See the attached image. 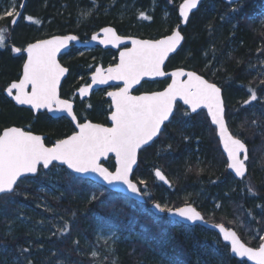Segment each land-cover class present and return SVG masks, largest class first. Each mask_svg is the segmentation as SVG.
<instances>
[{"label": "trees", "instance_id": "16d2710c", "mask_svg": "<svg viewBox=\"0 0 264 264\" xmlns=\"http://www.w3.org/2000/svg\"><path fill=\"white\" fill-rule=\"evenodd\" d=\"M20 1L21 4L24 1L21 15L27 13L40 22H31L30 26L16 30L12 40V45L16 46L20 42H32L41 31L48 37L72 34L82 39L105 26H112L124 36H163L179 24L176 6L171 3L183 0H169L167 5L164 0H156L157 4L150 14L148 10L152 0H117L112 6L106 4L107 11L94 10L87 20L79 24L76 22L79 9L74 7L73 0ZM257 4L258 1L245 0L228 6L222 0H201L196 11L189 15L185 27L180 29L184 38L182 47L167 63L168 69L195 71L221 89L220 84L225 85L222 97L225 100L227 127L248 148L247 175L243 180L236 181L227 173L214 130L204 113L186 115L187 111L176 105L171 122L164 126L159 138L138 155L132 180L145 181L142 186L146 190L141 187V191L148 195L143 196V204L125 200L108 191L101 195L98 187L94 188L97 198L89 201L85 194L90 189L88 181L72 178L63 171L62 176L55 179L57 194L43 196L42 199L49 207L52 218L54 216L53 221L61 217L62 222L71 225L67 234L56 240L54 236L44 238L43 233L36 235V231L15 229L7 233L16 211L21 206H29L33 200L38 201L41 196L36 190L39 174L35 178H25L18 183L14 193L0 197L1 258L8 257L10 262L19 252L21 259L17 264H28V261L45 264L58 256L65 259L66 253H61L58 245L67 241L65 249L71 252L69 256L71 254L72 260L77 258L75 264H91L92 260L86 254L78 256L75 252L77 249L82 251V245L73 249L69 238L87 237L90 240L95 223L106 222L117 227L123 235L112 248L115 264H154L151 259L156 253L166 256L169 263L165 264H193L194 260L197 264H246L231 259L226 253L227 248L213 233L154 216L148 206L166 201L167 206L175 208L184 206L182 198L186 195L199 198L197 201L201 202V206L196 209L205 221L234 230L246 246L256 248L261 243L260 237L264 236V202L255 201L264 192V102L242 106L250 96L249 87L256 91L257 100H264V94H261L264 91V20L258 24L251 19L254 14L257 17L262 14L259 8L254 10ZM165 5L172 15L161 24L160 10ZM133 7H139L151 19L141 20L137 25ZM47 22L45 28L35 26H45ZM206 64L208 66L204 69ZM18 67V58L0 53V130L16 126L35 135H44L46 145L51 146L69 134L70 125L64 120L53 121L44 116L33 119L29 112L12 107L1 95L2 86L16 76ZM70 67L74 72L68 83L83 69L84 63L82 60L72 61ZM256 69L259 70L253 75ZM212 72L216 74L211 76ZM153 87L162 89L163 86L161 83L146 86L149 90ZM102 111L100 100L96 98L92 109L82 115L96 123L102 121ZM180 114H183V122L177 124L182 119ZM157 168L169 181V187L154 180L152 171ZM249 187L253 189L252 193H249ZM254 197H257L256 200ZM232 215H243V218L236 221L229 218ZM133 232L145 243L123 240L124 235ZM29 247H34L35 253L34 248L32 253L22 251L24 248L29 250ZM51 251L55 252L54 256H51ZM207 254L217 256L221 262L207 258Z\"/></svg>", "mask_w": 264, "mask_h": 264}, {"label": "snow or ice", "instance_id": "6c2138e0", "mask_svg": "<svg viewBox=\"0 0 264 264\" xmlns=\"http://www.w3.org/2000/svg\"><path fill=\"white\" fill-rule=\"evenodd\" d=\"M199 0H183L179 5V17L186 23L189 13L197 8ZM19 15L5 10V15ZM88 15V13H85ZM139 18L148 20L151 17L139 12ZM33 23L31 16L26 17ZM12 23H16L15 20ZM0 28V48L5 45V32ZM100 34H94L91 39L101 45L116 47L125 43V38L117 34L112 27L101 28ZM78 38L75 35L54 36L50 39L30 43L26 48L13 47L14 53H26L22 75L18 81L11 82L5 91L17 105H28L31 110L46 109L49 112H63L75 123L78 131L63 139H58L47 146L40 135L19 127H6L0 131V194L8 195L15 192L18 182L31 175H38L40 168L49 169L54 162L66 165L67 169L78 175L95 174L101 184L97 187L101 195L105 191H114L127 200L130 196H146L130 179L133 166L137 164L138 150L149 145L154 137L162 132V125L170 121L174 115L176 102L182 101L191 112L197 109H207L212 125L218 134L219 142L227 154V168L237 177H243L246 172L245 161L248 159L245 144L241 139L230 134L225 121V108L221 88L210 82L195 71L177 69L170 74L163 70L166 59L181 45V32L173 29L170 35L161 39H131L132 47H124L119 53V62L107 69L97 67L91 76V84L79 88V95L84 97L94 84H107L109 81H122L123 86L116 91H109L107 96L112 101V111L108 117L110 127L90 122L80 123L74 114L73 103L61 99L58 89L61 78L69 71L61 66L57 54ZM87 43V42H86ZM143 77H164L171 82L161 91L150 94L132 95L134 85H139ZM187 77L186 79H180ZM249 100L245 104L257 100V93L251 87ZM187 115L188 113L185 112ZM255 123V122H253ZM187 140L188 138L185 137ZM112 153L115 156V170L111 171L101 163L102 158ZM243 158H241V154ZM155 177L168 184L165 175L157 168ZM145 185V181H139ZM249 193L253 192L251 187ZM95 192L92 199H96ZM153 208L158 213H167L174 222H203L204 218L190 204L182 207H169L166 204L154 203ZM206 223V222H205ZM222 240L230 244V252L237 257H246L254 264H264V236L261 243L253 248L246 246L237 237L236 232L227 230L223 225H214ZM58 232H68L64 224ZM75 243V242H74ZM27 252L28 249H22ZM97 255L95 251L91 254ZM31 264V261H28Z\"/></svg>", "mask_w": 264, "mask_h": 264}, {"label": "rangeland", "instance_id": "374dc122", "mask_svg": "<svg viewBox=\"0 0 264 264\" xmlns=\"http://www.w3.org/2000/svg\"><path fill=\"white\" fill-rule=\"evenodd\" d=\"M86 1H88L89 4H87ZM164 1L166 2L165 3L166 5L168 3H170L169 0H164ZM251 1L252 2L258 1L259 2V4L256 5L254 10L259 8L260 12L262 13L260 17H257L254 14L251 17V19L253 22H257L258 24H262V22L264 20V12H262V10H264V0H251ZM84 2H85V4H83ZM115 2H117V0H73L74 7L79 9L77 17H76V20H77L76 22L79 24V23H82L83 21L87 20L89 18V16L92 14V12H94V10H99L100 12L107 11L108 6L106 4L109 3L108 5L112 6ZM156 4H157L156 0L151 1L150 8L148 10L149 14L152 13V9L155 8ZM171 4L176 6V8H175V12H176L177 7L179 5V2L178 3L172 2ZM171 4H169V5H171ZM166 5L161 6V10H160L162 12L161 24H163L164 21H167L168 17H171V15H172L171 11L166 9L168 7V6L166 7ZM257 6H259V7H257ZM20 8H21V1L20 0H5V1L1 0L0 1V28L7 29V31L5 32V45L6 46L4 48H0V53L5 52V53H7V55L10 58H16V57H14V54L11 53L10 49L8 48V44L12 45V40L14 41V32L16 30L25 28V27L30 26L32 24L31 23L32 21H29L26 19V17H28L30 15L27 13H23L22 15H20L21 17L19 16L17 18L16 24L14 23L13 28L12 29L10 28L11 22L13 21V19L17 15L14 14L12 16H7V15H5V10L12 11L13 13H19ZM129 8H130V5H129ZM141 10L142 9H140L139 7H135V8L133 7V11L131 10L135 16V21L137 20V22H135L137 25L140 24L141 20L147 21V20L139 18V12ZM85 13H88V15H85ZM47 24H48V22L46 23L45 26H41L39 24H36L35 26L38 27V29H41V28L47 27ZM163 28H165V27H163ZM174 28H175V26L172 28V30ZM168 32L163 34V36L161 35L159 37H151V38H142V37H139L137 35H129V34H127V36L138 38V39H153L154 40V39H158V38L164 37L166 35H169L170 31H168ZM7 38H8V40H7ZM48 38H50V37H48V34L45 33L44 31L43 32L41 31L39 33L38 37L34 38L32 41L45 40ZM82 38L86 39L85 36H83ZM29 42H31V41H29ZM29 42H22V43L20 42V43H18V46L16 48H20V49L25 48ZM18 59H19V67H18V73L16 75L19 74V70L24 63L23 59H21V58H18ZM74 60L75 59H73L72 61H74ZM64 62H67V60H64ZM207 66H208V64L204 65L203 68L206 69ZM258 68H260V67L258 66ZM257 70H259V69H256V71L253 72V75H255L258 72ZM214 74L215 73L212 72L211 76ZM261 75H263V74L261 73ZM4 86H7V85H4ZM152 89L155 90L156 87H153ZM261 94H264V91ZM246 100H249V98H246L244 101H246ZM81 101H85V100H81ZM223 102L225 105L224 98H223ZM254 102L255 103L256 102L263 103L264 100H260V101L255 100V101H251L248 104H252ZM248 104L243 103L242 106L244 107ZM78 113L80 114V117H82V118L84 117L82 115V114H84V111L76 112L77 116H79ZM104 116H105V114L103 115V113H101V117H104ZM179 118H182V119L179 122L177 121V124L183 122V114H180ZM57 120H64V119H61V118L55 119V120L53 119V121H57ZM14 127H16V126H14ZM218 147H219V145H218ZM105 166L108 167L109 169H111V167H112L111 162L105 163ZM225 169H226V165H225ZM63 171H65V170L58 167V166L50 167L47 171H43L40 168V171H39L40 181L38 183H36L37 192L40 195H45V196L56 195L57 194V188L55 187V184H56L55 179L58 180L62 176L61 172H63ZM36 176H38V175H36ZM71 177L74 178L73 176H71ZM140 180L141 179H139L138 182H135V181H133V182L137 183V186L140 189L142 187L143 190H146V188L139 183ZM88 184L90 185L91 190L90 189L86 190L89 192H85V194L88 196V200L91 201L92 200V193L95 192L94 188L97 187V185H94L91 182H88ZM182 200L184 201L185 204H190L194 208L201 206V202L197 201V200H199V198L193 199V198H191V196L186 195L182 198ZM33 201H31V204L29 206L28 205L21 206L16 211V214L13 216V218L11 220V226L7 229V233H10L15 229H18V230L21 229V230H27V231H36V235L43 233L44 238L47 235L50 238L52 236H54L55 238H57L56 240H58V238H62L61 236H65V234H67V232H58L57 229L62 227L64 224H67V223L62 222L64 220H62L61 217L58 219V216H55L56 219H58V220L53 221L54 216L52 218V215H50L51 213H49L50 212L49 207L46 206L47 204H46V202H44L42 197H38V201L37 200H33ZM35 201H37V202H35ZM161 204L167 205V202L164 201ZM180 207H182V206H180ZM51 221H53V222L51 223ZM110 225H111L110 223H106V222L105 223L96 222L94 225V229L92 230L90 240H88L87 237H86V239L83 237H80V238L70 237L69 239H70V241H72L71 245L73 246V249H76L75 247L77 245H79L80 247L82 245V247H83L82 251H81V249L75 250L76 254L78 256L86 254L87 258L92 260V261H90L91 264H115V259H113V257H112L113 256V249L112 248H113L115 242L120 240L123 235L121 234L122 232L120 230H118L117 227L112 226V225H111L112 226L111 227ZM69 226L71 227V225H68V227ZM124 237L125 238H123V240H125V241H138L139 243H142V244L145 243L141 240L140 237H138L137 233H135V232H133L132 234L124 235ZM59 244H61V246H62L61 247L60 245H58L59 249H61L60 252L66 253L65 254L66 258L63 259L64 258L63 256H60V258L58 256L57 258H54L52 261L45 262V264H62V263L64 264V263H68V262H70V264H75L74 261L76 262L77 258L75 260H72V258H70L71 254L69 256V253H71V252H69V250L65 249V246H67L66 245L67 241L62 242V243L59 242ZM32 248H34V247H32ZM32 248L29 247L30 251L28 250L27 253H29V252L32 253ZM33 250H34L33 253H35L36 249L34 248ZM93 251H95L97 253V255L95 257H93L91 255ZM227 252L228 251H226V253ZM53 254H55V252L51 251V256H54ZM20 259H21V257L19 255V252L16 254V257L12 258V260L10 262H9L8 257L7 258H5V257L1 258V256H0V264H17L18 261H20ZM151 260L154 264L169 263V260L166 258V256L164 254H159V253H156L155 255H153ZM79 264H81V263H79ZM195 264H197V262Z\"/></svg>", "mask_w": 264, "mask_h": 264}, {"label": "water", "instance_id": "95a60500", "mask_svg": "<svg viewBox=\"0 0 264 264\" xmlns=\"http://www.w3.org/2000/svg\"><path fill=\"white\" fill-rule=\"evenodd\" d=\"M241 1H244V0H222V2H223L224 4H226V5H228V6L235 5V4H237V3L241 2ZM200 2H201V0H199L198 6L200 5ZM23 3H24V1H23ZM23 3L21 4V8H20V10H19V15L16 16L13 20L16 21L17 18L21 15V13H22ZM181 3H183V2H181ZM181 3H179V5H180ZM179 5H178V7H177V11H176V12H177V16H178V18H179V20H180V23H179V25H177L174 29H177V30L180 31L181 28H184V27H185L186 23L182 22V19L179 17ZM198 6H197V8H198ZM197 8L192 9V10L190 11L189 15L192 14V13H194V12L196 11ZM13 25H14V23L11 22V28L13 27ZM113 29H114V28H113ZM100 30H101V29H100ZM100 30H99L97 33H95V34H100V35L102 36V33L100 32ZM114 30H115V29H114ZM170 34H171V33H170ZM170 34H169V35H170ZM93 35H94V34H92V35L90 36V40H89V42L86 43V44H81L78 40L70 42L66 48L61 49V51L57 54V60L59 59L60 56H62V55H64V54L67 53V51H68V49H69V47H70L71 45H74L75 47H87V48L100 47L102 50L110 49V50H113V51H118V50L120 49L119 52H118V54H117V57H116V63H118V62H119V53H120V51L123 50V47H125V46H126V47H132V45H131V39L134 38V37H128V36H121V37H124V38H125V43H124L123 45H118V46H116V47H113L112 45H101V44H99L98 40H97V41H92L91 37H92ZM181 35H182V34H181ZM52 37H54V36H52ZM52 37H50V38H52ZM182 37H183V36H182ZM50 38H48V39H50ZM161 38H163V37H161ZM161 38H158V39H161ZM134 39H138V38H134ZM141 40H148V39H141ZM183 41H184V39L181 41V45L178 46L177 50H176L174 53H170V54H169V58L166 59V61H165V65H166L167 61H168L171 57H173V56H174V55L180 50V48H181V46H182V44H183ZM26 47H27V46H26ZM26 47H25V48H26ZM9 48L12 49L13 47H12L11 45H9ZM16 54H17V55L22 54V55L24 56V61H25V59L27 58V54H26V53H16ZM165 65H164V67H165ZM98 67H100V66H98ZM164 67H163V70H164ZM100 68H101V67H100ZM178 69H180V68H178ZM95 70H96V69H95ZM95 70H94V72H95ZM174 70H177V69H173V70L168 71V72H166V73H169V74H170V73H171L172 71H174ZM184 70H185V69H184ZM22 71H23V65H22V67H21V75H22ZM185 71H188V70H185ZM21 75H20V76H21ZM66 75H67V73L65 74V76H63V77L61 78V82L66 78ZM91 76H92V75H91ZM186 78H187V77H181L180 79H186ZM164 79H166V78H164V77H143L142 80H141V83H140L139 85H134V86H133V90H132V91L136 90V89H137L142 83H151V82H156V81H162V80H164ZM167 79L169 80L168 83H170V82H171L170 77L167 78ZM89 80H90V83H89V84H91V78H90ZM60 84H61V83H60ZM113 86H115V87H122V86H123V82H122V81H109L107 84H103V85H100V84H94V85H92V88L89 89V92H88V94H87L86 96L81 97V96L79 95V91L76 92V95L79 97V100H80V101H81V100H86V99L89 97V95H90L93 91H96V90H98V89L107 88V87H113ZM166 86H167V85H166ZM59 87H60V86H59ZM142 94H150V93H142ZM4 95H5L8 99L11 100L12 104H13L16 108L29 110V111L32 112L33 115L41 114V113H46V114L48 115L49 118L54 119V120H55V119L63 118V119H65V120H67V121L72 125V127L74 128L75 131H78V129H77L76 126H75V123L72 122L71 118L68 117L66 113H63V112H55V111H53V112H49V111L46 110V109H40V110H38V111H37V110H31V109H30V106H28V105H17V104L15 103V101H14L11 97H9V96L7 95V92H6V91H5ZM139 95H141V94H139ZM221 95H222V91H221ZM107 98L110 100L111 105H112L111 98L108 97V96H107ZM222 100H223V98H222ZM176 105H179V106H181L183 109L187 110V112L189 113L190 116H193V115H196V114H198V113H200V112H203V113L205 114L207 120H208V123H209L210 127H211L212 129H214V131H215V125H212V123H211V118H210V117L208 116V114H207V109H205V108L197 109V111H196L195 113H193V112H191L190 109H188V106L183 105V102H182V101H179V100H178V101L176 102L175 106H176ZM175 106H174V108H175ZM111 111H112V108H111ZM110 114H111V113H110ZM110 114L108 115V117L110 116ZM108 117H107V118H108ZM171 118H172V116L170 117V119H171ZM86 122H88V121H86ZM167 123H168V121L165 122V124H167ZM165 124H164V125H165ZM164 125H162V128H163ZM226 125H227V124H226ZM110 126H111V121H110L109 118H108V126H105V127H110ZM230 134H231V133H230ZM71 135H72V134H71ZM158 136H159V135H158ZM158 136H157V137H154V138H153V141L150 142L149 145L143 146L141 149H139V150H138V153H139L140 151H142L143 149L149 147V146H150V145H151V144H152V143L158 138ZM41 137H42V139L44 140V136H41ZM215 138H216V140H217V142H218L219 150H220L221 154L223 155V157H224V159H225V162H226V171L232 176V178H233L234 180H236V181H241L242 179H244V178L246 177V175H247V169H246L245 175H244L243 177H237V176L235 175V173H234L231 169H228V168H227V154H226V153L224 152V150H223V145L219 142V137H218V134H217L216 131H215ZM54 143H55V142H54ZM245 146H246V145H245ZM246 150H247V147H246ZM243 155H244V154L242 153V154H241V158H243ZM247 156H248V155H247ZM109 158L112 160V164H113V166H114V168H113L112 171H114V170H115V156H114V154L109 153V154H108V157L102 158L101 163L103 164V163L107 162V160H108ZM137 159H138V155H137ZM247 160H248V159H247ZM247 160L245 161V163L247 162ZM53 165L58 166V167H60V168H63L65 171H67V172H68L70 175H72L74 178L82 179V180H87V181H89V182H91V183H93V184H96V185L102 183L101 181L98 180V178H97V176H96L95 174H85V175L81 176V175H78V174H76V173L71 172V170L67 169L66 165H60L59 162H54ZM51 166H52V165H51ZM51 166H50V167H51ZM50 167H49V168H50ZM136 167H137V164L133 166V171H132V173L130 174V179H132V174H133V172L135 171ZM245 167H246V165H245ZM39 168H41L43 171H47V170H48V169H46V170L43 169L42 166H39ZM154 172H155V170H154ZM154 172H153V176H154L156 182L159 183V184H161V185L164 186V187H169L170 184H169V183H168V184H165L163 181L158 180V179L155 177ZM35 176H36V175H31V174H29V175L26 176L25 178H34ZM25 178H22L21 180H23V179H25ZM21 180H20V181H21ZM132 181H133V180H132ZM109 192L120 195L119 193L114 192V191H109ZM8 195H10V194H8ZM1 196H4V194H0V197H1ZM128 199L131 200V201H134V202H136V203H138V204H143V203H144V199H143L142 196H140V197L130 196ZM153 205H154V204H151V205L148 206L150 212H151L153 215L158 216V217H166L167 219L174 221L173 218H170L169 215H168L167 213H158V212H156L155 209L153 208ZM178 223L183 224V225H187V226H199V227H201V228H203V229H206V230H209V231H211V232H214V233H216V234L219 236V238H220V240H221V243H223L224 245L227 244V242H224V241L222 240V236L219 235V233H218V229H216L215 227H212V226H214L213 224H209V223H207V222L205 223L204 220H203V222H195V223H193V222H178ZM227 230H231V229H227ZM231 231H233V230H231ZM237 237H238V236H237ZM240 241H241V240H240ZM227 247H228L229 256H230L231 259L236 260V261H239V262H246L247 264H254L253 261H249V260H247L246 257H237V256H235V254H232V253L230 252V244H228Z\"/></svg>", "mask_w": 264, "mask_h": 264}, {"label": "flooded vegetation", "instance_id": "af4514ba", "mask_svg": "<svg viewBox=\"0 0 264 264\" xmlns=\"http://www.w3.org/2000/svg\"><path fill=\"white\" fill-rule=\"evenodd\" d=\"M97 31L98 30L92 32L90 34V36L92 34H95ZM118 35H120V34H118ZM90 36L88 38H90ZM120 36H124V35H120ZM125 36H127V35H125ZM7 40H8V38H7ZM78 40L81 43H83V42H89L90 39H78ZM34 42H36V41H32L30 43H34ZM9 45L10 44H8V46ZM21 49H24V48H21ZM119 50L118 51H113V50H110V49L102 50L100 47L87 48V47H75L74 45H71L69 47L67 53L62 55V56H60L59 63L61 64V66L66 67L69 70L67 72L66 78L61 82L60 87L58 89V92H59V95H60L61 99H68L69 101H71L73 103L74 114L76 115V112H79V111H84V112L87 111V112H89L92 109V107H93V102L96 100V98H99L100 105L103 108L102 113H103V115L105 114V116L102 117V121L95 123V122H93L91 119H89L87 117H83V118L80 117V114L78 113L79 116L76 115L77 119H78V122L84 123V122L88 121V122L93 123V124H100L102 126H108V118L107 117L111 113V102L107 98V93L109 91H116L118 87L113 86V87H107V88L98 89L96 91H93L85 101H80L79 97L76 95V92L79 90L80 87L89 84V77L94 73V70L98 66H100L103 69H107L110 66H114L116 64V57H117V54H118ZM14 56L16 58H21V59L24 60V56L22 54H20V55L14 54ZM73 59H75L74 62H78L79 60H82L83 63H84V67H83V69L81 71H79L78 73H76L73 76L72 82L68 83L70 75L74 72V70L71 69V67H70V62H72ZM64 60H67V62H64ZM168 61H167V63H168ZM167 63L165 65V67H164V71L165 72L173 70V69H170V68L168 69L167 68ZM20 75H21V68L19 70V74L16 75L12 80L8 81L4 85L8 86L11 82L18 81V79L20 78ZM78 78H80V79L78 80ZM164 83L166 85L168 83V79H166L164 81ZM148 84L149 83H142L136 90L132 91V95H139V94H142V93L161 91L160 89H155V90L147 89L146 86ZM4 85L1 88L2 97L12 107L16 108L12 104L11 100L8 99L4 95L5 89L7 88V86H4ZM16 109H19V108H16ZM20 110H24V111L29 112L33 119L36 118L37 116H44L47 119L49 118L46 113L33 115L32 112L29 111V110H26V109H20ZM61 119H63V118H61ZM51 120H53V119H51ZM64 121L67 122L70 125V127H71L70 132L67 135V136H69L75 130H74L72 125L67 120L64 119ZM8 127H14V126H8ZM2 130H0V131H2ZM40 136H44V135H40ZM44 142H45V136H44Z\"/></svg>", "mask_w": 264, "mask_h": 264}, {"label": "bare ground", "instance_id": "6f19581e", "mask_svg": "<svg viewBox=\"0 0 264 264\" xmlns=\"http://www.w3.org/2000/svg\"><path fill=\"white\" fill-rule=\"evenodd\" d=\"M181 2H183V1H181ZM176 15H177V12H176ZM177 18H178V16H177ZM178 20H179V18H178ZM105 27H112V26H105ZM102 28H104V27H102ZM113 28V27H112ZM101 29V28H100ZM99 29V30H100ZM98 30V31H99ZM97 31V32H98ZM96 32V33H97ZM172 31L170 30V33H171ZM69 35H72V34H69ZM63 36H67V35H63ZM78 38V37H77ZM78 39H80V38H78ZM77 39V40H78ZM83 39V38H82ZM86 39H90V38H88V37H86ZM79 41V40H78ZM80 42V41H79ZM184 42V41H183ZM30 43V42H29ZM28 43V44H29ZM81 43V42H80ZM88 43V42H87ZM81 44H86V42H83V43H81ZM183 45V44H182ZM27 46V45H26ZM12 47H17L16 45H12ZM182 47V46H181ZM8 48H9V46H8ZM10 49V48H9ZM10 52L11 53H13V54H16V53H14V52H12L11 51V49H10ZM17 55V54H16ZM15 57V56H14ZM22 67V66H21ZM216 72V71H215ZM216 74V73H215ZM91 78V76L89 77V79ZM80 78H78V80H79ZM215 80L217 79L216 77L214 78ZM166 79H164V80H162V81H156V82H151V83H149L148 85H153V84H158V83H161L162 84V89H160V90H163V88L164 87H166V85H165V83H164V81H165ZM169 81V80H168ZM89 83H90V80H89ZM219 84H220V82H218ZM220 86L222 87V89L221 90H223V88L225 87V85L223 84V85H221L220 84ZM218 87H219V85H218ZM151 90V89H150ZM152 90H154V89H152ZM149 93H151V92H149ZM171 120V119H170ZM169 123V122H168ZM167 123V124H168ZM166 125V124H165ZM164 125V126H165ZM164 126H163V128H164ZM163 128H162V130H163ZM214 130V129H213ZM214 133H215V131H214ZM160 135V134H159ZM158 138H159V136H158ZM155 142V141H154ZM245 144V143H244ZM246 145V144H245ZM247 147V146H246ZM146 149V148H145ZM144 150V149H143ZM247 155H248V148H247ZM155 170V169H154ZM154 170L152 171V175H153V172H154ZM153 178H154V176H153ZM154 180H155V178H154ZM156 181V180H155ZM43 196H45V195H41L40 197H42L43 198ZM256 198L257 197H254V200H256ZM129 200V199H128ZM260 202H264V192H262V193H260V195H259V197L257 198V200L255 201V203H260ZM166 218V217H165ZM229 218H234V220H238V221H241L242 220V218H243V215H232L231 217H229ZM167 219V218H166ZM169 220V219H168ZM170 221H172V220H170ZM205 221V220H204ZM174 222V221H173ZM205 222H207V221H205ZM176 223H178V222H176ZM207 223H209V222H207ZM209 224H211V223H209ZM181 225H183V224H181ZM215 225V224H214ZM183 226H186V227H199V226H187V225H183ZM199 228H201V227H199ZM203 229V228H202ZM204 230H206V229H204ZM206 231H208V232H210V233H213L216 237H217V239L219 240V241H221L220 240V238H219V236L216 234V233H214V232H211V231H209V230H206ZM228 253H229V251H228ZM207 258H211V259H213V260H216V259H218L219 260V258L217 257V256H213V255H210V254H207V256H206ZM220 261V260H219ZM213 262V261H212ZM221 262V261H220ZM196 262H195V260L193 261V264H195Z\"/></svg>", "mask_w": 264, "mask_h": 264}]
</instances>
